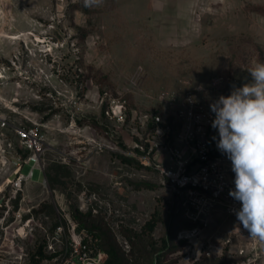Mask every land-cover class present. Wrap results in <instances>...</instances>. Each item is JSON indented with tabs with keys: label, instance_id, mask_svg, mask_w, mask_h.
I'll return each mask as SVG.
<instances>
[{
	"label": "rangeland",
	"instance_id": "obj_1",
	"mask_svg": "<svg viewBox=\"0 0 264 264\" xmlns=\"http://www.w3.org/2000/svg\"><path fill=\"white\" fill-rule=\"evenodd\" d=\"M257 62H264V0H0L1 109L11 122L42 123L47 134L43 169L20 190L0 168V264L60 262L71 238L66 213L78 229L88 212L126 253H138L141 239L154 245L151 264L227 261L208 256L205 239L230 232L234 219L216 211L205 226V213L189 217L154 163L168 165L170 148L181 147L174 142L184 120L173 111L188 93L203 114L205 105L211 111L251 81ZM163 90L179 105L162 100ZM105 91L126 99L124 122L109 117ZM207 130L232 165L217 147L218 130ZM152 142L168 148L154 149L145 165L140 157Z\"/></svg>",
	"mask_w": 264,
	"mask_h": 264
},
{
	"label": "built area",
	"instance_id": "obj_2",
	"mask_svg": "<svg viewBox=\"0 0 264 264\" xmlns=\"http://www.w3.org/2000/svg\"><path fill=\"white\" fill-rule=\"evenodd\" d=\"M215 83L219 84L220 78H217ZM171 95L165 90L160 92L162 100L167 99L170 103L179 105L178 96ZM101 100L106 102V111L112 120L118 123L125 121L128 104L122 95L105 91ZM1 104L0 101V168L7 172V185L13 192H17L23 183L30 181L34 169L42 167L47 134L42 123L34 122L30 118H27L29 122L26 123L11 122L9 115L1 109ZM183 105V108L173 111L174 116L184 120L182 132L176 134L174 142L175 145L181 144V147L170 148L172 161L168 165L154 163L155 166L160 169L167 185L184 199L183 204L188 208L189 217L196 219L205 213L206 226L208 217L220 211L233 218L237 224L217 240L214 235L205 239V253L208 256H226L230 261L228 264H264V240L251 237L237 219L236 213L241 208V203L229 195L231 190H235V173L232 171V165L216 154L217 150L214 149L211 134L207 130L215 114L205 105L204 132V108L196 95L188 93L183 98ZM152 119L156 125L163 121L160 114H155ZM95 143L99 149L106 146L105 143ZM159 147L166 150L168 148L162 143H150L148 155L140 157L141 162L150 165V154ZM26 162H32L28 173L22 171ZM191 209L196 210L197 214L189 213ZM65 218L71 238L61 261L56 264H109L108 255L99 245L98 239L85 229H77V224L70 214L66 213ZM57 229L61 231L62 226H57ZM49 248L52 249V246Z\"/></svg>",
	"mask_w": 264,
	"mask_h": 264
},
{
	"label": "clouds",
	"instance_id": "obj_3",
	"mask_svg": "<svg viewBox=\"0 0 264 264\" xmlns=\"http://www.w3.org/2000/svg\"><path fill=\"white\" fill-rule=\"evenodd\" d=\"M248 73L250 82L235 87L210 105L218 130V149L227 154L235 173L229 195L241 203L237 219L250 236L264 240V62Z\"/></svg>",
	"mask_w": 264,
	"mask_h": 264
},
{
	"label": "trees",
	"instance_id": "obj_4",
	"mask_svg": "<svg viewBox=\"0 0 264 264\" xmlns=\"http://www.w3.org/2000/svg\"><path fill=\"white\" fill-rule=\"evenodd\" d=\"M217 153L219 152L217 151ZM78 220H79L78 229L84 228L87 230V232H89L91 235H93L98 239L99 245L108 255L107 261L109 264H151V257L155 250L154 245H152L151 249H147L149 243H146L145 240L141 239L143 246L140 249H138L139 250L138 253L134 252L133 250H131L129 253H126L119 246L115 237L111 233V230L106 226V224L103 222V220L100 217L93 216L91 212L80 213ZM154 226H155L154 220L148 221L146 223V227H148L149 230L151 231L153 230ZM138 238L140 239V236ZM38 253L42 255L41 248L39 249ZM213 260L218 261L220 260V258L217 257L214 258ZM229 262H230L229 260L227 261L225 260V262L221 261L219 264H224V263L228 264ZM203 263L209 264L207 260L204 261Z\"/></svg>",
	"mask_w": 264,
	"mask_h": 264
},
{
	"label": "water",
	"instance_id": "obj_5",
	"mask_svg": "<svg viewBox=\"0 0 264 264\" xmlns=\"http://www.w3.org/2000/svg\"><path fill=\"white\" fill-rule=\"evenodd\" d=\"M153 264H156V257H155V260H154V263Z\"/></svg>",
	"mask_w": 264,
	"mask_h": 264
}]
</instances>
